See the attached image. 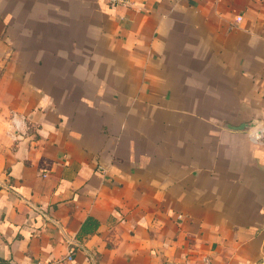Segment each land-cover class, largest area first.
<instances>
[{
    "label": "crops",
    "instance_id": "1",
    "mask_svg": "<svg viewBox=\"0 0 264 264\" xmlns=\"http://www.w3.org/2000/svg\"><path fill=\"white\" fill-rule=\"evenodd\" d=\"M130 1L0 0V264H264V0Z\"/></svg>",
    "mask_w": 264,
    "mask_h": 264
},
{
    "label": "built area",
    "instance_id": "2",
    "mask_svg": "<svg viewBox=\"0 0 264 264\" xmlns=\"http://www.w3.org/2000/svg\"><path fill=\"white\" fill-rule=\"evenodd\" d=\"M105 1L108 2L111 8L113 9H117L119 7L129 8L132 6L130 0H105ZM248 138L253 145L259 147L264 146V125L258 126L255 130L248 132Z\"/></svg>",
    "mask_w": 264,
    "mask_h": 264
},
{
    "label": "water",
    "instance_id": "3",
    "mask_svg": "<svg viewBox=\"0 0 264 264\" xmlns=\"http://www.w3.org/2000/svg\"><path fill=\"white\" fill-rule=\"evenodd\" d=\"M261 125H264V123H261L259 121H253L251 123L242 125L240 127H236V130L251 132V131L255 130L258 126H261Z\"/></svg>",
    "mask_w": 264,
    "mask_h": 264
}]
</instances>
